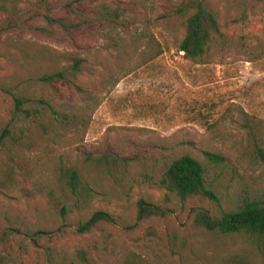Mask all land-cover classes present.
<instances>
[{"label": "rangeland", "instance_id": "374dc122", "mask_svg": "<svg viewBox=\"0 0 264 264\" xmlns=\"http://www.w3.org/2000/svg\"><path fill=\"white\" fill-rule=\"evenodd\" d=\"M191 1L21 0L16 13L0 12V144L3 130L28 126L24 111L36 107L43 114L54 110L65 139L88 121L75 151L112 153L132 163L125 187L105 181L87 207L63 199L61 211L35 177L23 178L13 190L0 187V264H71L78 248L100 264H117L128 251L152 264H217L240 244L195 226L193 210L214 215L246 200L264 202V164H237L233 149L245 143V119L264 124V55L250 53L264 45V0H199L218 12L221 32L204 63L177 49L184 35L178 9ZM100 2L120 12L119 18H98ZM46 16L63 25L54 23L51 34L36 29L46 25ZM147 31L163 52L143 64ZM41 46L80 53L85 62L77 79L57 78L44 92L42 76L57 69L37 54ZM19 93L29 101L15 111ZM65 139L41 149L67 154ZM204 152L223 156L232 171L211 168ZM182 154L202 163L217 202L197 196L182 202L156 184ZM140 199L165 214L139 219ZM96 211L109 220L79 233L77 225Z\"/></svg>", "mask_w": 264, "mask_h": 264}, {"label": "trees", "instance_id": "16d2710c", "mask_svg": "<svg viewBox=\"0 0 264 264\" xmlns=\"http://www.w3.org/2000/svg\"><path fill=\"white\" fill-rule=\"evenodd\" d=\"M21 0H0V12L16 13ZM97 17L101 20L119 18L121 15L111 5L100 2L96 5ZM184 35L177 45L178 51L185 59L193 63H204L213 40L221 35L218 12L207 8L199 1H191L179 7ZM46 25L36 29L48 34L52 33V25L59 23V19L46 16ZM69 26H71L69 24ZM163 48L156 37L149 31L145 32V43L141 52V63H147L158 57ZM255 58L264 55V45L259 44L257 49L250 51ZM43 59L49 60L57 70L44 74L41 86L47 92L48 85L55 79H67L73 82L83 69L85 58L76 51H57L56 49L41 46L37 51ZM252 56V57H253ZM61 63H67L59 68ZM26 95L19 93L14 98V110L21 111L22 105L28 102ZM42 101V100H41ZM28 126L19 125L14 130H3V141L0 144V187L13 190L20 181L35 177L45 191L49 201L64 211L63 199H70L79 207H87L100 194V186L111 179L121 187L129 182L132 172V163L127 158L115 154H91L75 151L78 139L87 128L88 121L82 123V132L71 133L65 139L58 130V120L54 110L48 113L32 107L25 110ZM246 132L245 143L234 144L235 162L237 164H264V124L260 120L248 118L244 120ZM53 139L64 142L69 148L67 154L41 149ZM36 152L33 157L25 152ZM204 159L211 168L232 171V164H228L223 156L204 152ZM205 168L202 163L189 154H182L170 161L165 168L157 185L175 194L182 202L189 196L200 199L218 201L216 194L205 185ZM139 219L148 216H162L165 211L157 205L138 201ZM194 225L208 231H216L240 244L220 255L217 264H263L264 263V202L246 200L239 209L224 211L211 215L207 210L196 208L193 210ZM100 220H109L104 211H96L86 221L77 225L79 233L87 232ZM71 264H100L86 248L76 250V261ZM117 264H152L146 257L128 251Z\"/></svg>", "mask_w": 264, "mask_h": 264}]
</instances>
